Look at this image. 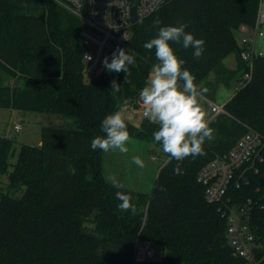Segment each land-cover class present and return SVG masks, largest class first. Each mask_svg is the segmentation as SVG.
<instances>
[{
	"label": "trees",
	"instance_id": "16d2710c",
	"mask_svg": "<svg viewBox=\"0 0 264 264\" xmlns=\"http://www.w3.org/2000/svg\"><path fill=\"white\" fill-rule=\"evenodd\" d=\"M258 7L259 0H170L133 26L124 48L135 58L130 83L124 72L107 69L86 82L75 15L53 0H0V109L75 120L71 127L43 128L39 147H17L14 139L0 135V184L7 179L0 186V264H155L137 258L138 238L162 248L157 264H245L229 244L227 220L219 205L206 200L197 174L228 154L249 130L264 135V56L253 60L252 80L235 90L226 112L210 120L215 137L209 145L205 141V154L186 158L177 175V161L169 162L165 153L167 161L149 194L113 187L104 178L103 151L91 150L90 143L104 135L102 120L124 99L137 106L157 63L155 50L143 44L158 35L159 27L186 24V32L205 41L199 60L192 48L172 45L197 87L211 74L217 86L230 87L248 69L235 31L253 29ZM232 54L234 69L224 65ZM113 80L122 87L119 93L112 92ZM126 124L130 138L161 147L152 135L157 125L127 119ZM258 168V174H248L249 184L230 190L234 200L257 197L264 162ZM23 188L19 197L10 193ZM117 191L131 195L135 212L118 209ZM252 220L264 234V210H255Z\"/></svg>",
	"mask_w": 264,
	"mask_h": 264
},
{
	"label": "built area",
	"instance_id": "2783aa9c",
	"mask_svg": "<svg viewBox=\"0 0 264 264\" xmlns=\"http://www.w3.org/2000/svg\"><path fill=\"white\" fill-rule=\"evenodd\" d=\"M165 0H61L59 3L81 23L79 37L85 50L84 78L89 82L106 68L105 57L112 58L117 48H125L133 36L131 5L137 3L139 21L150 17L163 6ZM244 34L240 58L248 69L240 77L236 89L250 83L253 77V60L264 56L257 48L259 37H264V0H259L258 14L253 29L242 27ZM91 59H90V57ZM90 59V60H89ZM213 118L223 114L222 105L210 102ZM143 108H140L142 120ZM15 131L21 126L16 125ZM264 162V135L249 130L224 157L210 162L199 170L198 182L205 188L206 200L219 205V210L227 220V236L230 246L244 259L245 264H264V234L260 235V224H255L252 214L264 210V187L256 190L257 197L236 201L229 195L233 188L239 189L249 184V173H259L258 165ZM264 178V175L261 176ZM260 178V179H261ZM254 223V224H253ZM137 258L146 260L153 256L151 244L137 239Z\"/></svg>",
	"mask_w": 264,
	"mask_h": 264
},
{
	"label": "clouds",
	"instance_id": "9594fccd",
	"mask_svg": "<svg viewBox=\"0 0 264 264\" xmlns=\"http://www.w3.org/2000/svg\"><path fill=\"white\" fill-rule=\"evenodd\" d=\"M159 25L160 20L156 19L154 26ZM186 28V24L159 27L158 35L143 44L144 49L155 50L157 63L152 66L148 83L139 93L142 115L158 126L152 133L153 138L161 145L162 151L168 154L169 162L177 161L173 168V173L177 175L182 174L180 164L186 158L195 159L205 154L203 145L206 140L213 139L214 133L200 99L207 89L198 90L194 82L196 77L183 67L186 62L177 56L172 47L180 44L183 49H193L194 59L199 60L202 57L205 41L186 32ZM134 59V56L125 49L117 48L112 53L111 62L105 57L103 65L108 72H124L125 83H130L129 66L134 63ZM111 87L113 93H119L122 88L116 80L111 82ZM128 106L129 101L124 99L119 110L102 120L101 131L104 135L91 140V150L99 149L105 153L118 150L123 154L129 152L127 144L130 134L125 117ZM132 160L138 167H144V161L140 156H133ZM108 179L113 187L124 188L115 175ZM116 197L120 201L117 205L120 211L135 212L130 194L117 191Z\"/></svg>",
	"mask_w": 264,
	"mask_h": 264
},
{
	"label": "rangeland",
	"instance_id": "374dc122",
	"mask_svg": "<svg viewBox=\"0 0 264 264\" xmlns=\"http://www.w3.org/2000/svg\"><path fill=\"white\" fill-rule=\"evenodd\" d=\"M59 3L61 0H53ZM235 37L239 46L242 45L244 38L243 32L238 29L235 31ZM264 37H259L257 41V48L261 49ZM224 65L229 68L236 67L235 54L230 55L224 60ZM238 78L232 81L230 87L217 86L214 82V74H211L207 81L203 82L198 88H206L207 92L200 98L201 103L206 110L207 117L210 120L213 114L210 110V102L222 105L224 112L226 103L233 97L234 92L238 86ZM140 108L131 110L126 115V119L135 125H140L142 118L138 114ZM132 112L136 113L132 115ZM74 118L67 116H58L48 113L21 111V110H7L0 109V135L4 132L7 138H12L17 142V147L21 145H29L39 147L42 144V129L45 127H71L74 124ZM15 125H20L21 130L15 131ZM215 135H213L214 139ZM207 141L209 145L212 141ZM127 147L129 152L127 154L120 153L118 150L103 152V174L108 182V178L115 175L117 180L124 185V188L134 190L140 193L149 194L154 186L155 179L158 176L160 167L167 161L166 154L162 148L156 143L147 140H138L130 138ZM140 156L144 161V167L140 168L133 163L132 157ZM16 162V157L12 159ZM3 185L6 184L7 179L4 178ZM0 184V186L2 185ZM5 190H7L5 188ZM24 188L20 192L11 190L13 196L19 197ZM153 256L149 260L155 264L160 262L163 258L162 248L159 246L151 245Z\"/></svg>",
	"mask_w": 264,
	"mask_h": 264
},
{
	"label": "water",
	"instance_id": "95a60500",
	"mask_svg": "<svg viewBox=\"0 0 264 264\" xmlns=\"http://www.w3.org/2000/svg\"><path fill=\"white\" fill-rule=\"evenodd\" d=\"M170 0H165L163 2V6L166 5ZM136 7H137V3H133L131 5V9H132V18H133V23L136 24L139 22V18L136 12ZM262 51L264 52V41H263V45H262ZM137 104L142 107L141 103L139 102V98L137 99ZM260 185L261 187H264V178L260 179Z\"/></svg>",
	"mask_w": 264,
	"mask_h": 264
},
{
	"label": "crops",
	"instance_id": "0c3cea01",
	"mask_svg": "<svg viewBox=\"0 0 264 264\" xmlns=\"http://www.w3.org/2000/svg\"><path fill=\"white\" fill-rule=\"evenodd\" d=\"M237 65V64H236ZM232 69H234V68H232ZM137 108H141L138 104H137V106H134V105H129L128 106V110H127V112H126V114H125V117H126V115H127V113H129L131 110H135V109H137ZM140 113V111L138 112V114ZM136 113H134V112H132V115H135ZM16 126V125H15ZM2 133V135H5V133L4 132H1ZM105 178V177H104Z\"/></svg>",
	"mask_w": 264,
	"mask_h": 264
}]
</instances>
